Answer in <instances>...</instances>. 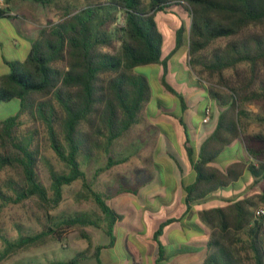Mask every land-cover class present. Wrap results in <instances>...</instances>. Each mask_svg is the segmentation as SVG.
<instances>
[{
	"label": "trees",
	"instance_id": "1",
	"mask_svg": "<svg viewBox=\"0 0 264 264\" xmlns=\"http://www.w3.org/2000/svg\"><path fill=\"white\" fill-rule=\"evenodd\" d=\"M5 1L0 18L13 17L14 3L33 1L59 20L42 26L25 61L8 62L10 73L0 77V104L20 102L15 115L0 121V175H6L0 182V213L31 201L45 218L39 232L18 228L17 237L0 234V264L49 238L64 242L72 230L88 247L67 261L48 264H81L89 258L103 264L101 252L115 245V228L124 216L107 203L115 195L88 184L85 168L105 160L95 173L99 177L130 160L115 146L148 114L152 88L137 70L154 65L162 67L161 84L180 105L176 114L160 99L163 115L178 123L182 156L195 173L194 181L182 183L187 212L211 200L222 202L201 211L200 224H193L208 237L204 264H264L263 222L254 214L264 206V147L252 144L264 146V133L249 138L244 151L240 142L244 120L264 126V0ZM160 12L181 22L171 24L176 45L165 58V38L156 19ZM181 49L189 57L181 63L193 81L191 89L203 91L208 104L219 109L217 126L199 149L184 117L186 96L169 82V62ZM249 104L261 110L249 111L244 107ZM208 110L211 114L209 106L201 112L204 117ZM157 128L173 142L162 125ZM45 145L64 169L57 170L45 157ZM42 164L50 172L52 195L39 174ZM77 181L84 188L77 198L92 199L96 209L52 215L64 189ZM180 221L169 218L156 228V264L170 257L161 238ZM87 227L102 230L110 244L94 247Z\"/></svg>",
	"mask_w": 264,
	"mask_h": 264
},
{
	"label": "rangeland",
	"instance_id": "2",
	"mask_svg": "<svg viewBox=\"0 0 264 264\" xmlns=\"http://www.w3.org/2000/svg\"><path fill=\"white\" fill-rule=\"evenodd\" d=\"M3 4V9H5V0ZM14 6L17 17L0 18V77L10 73L8 62L25 61L31 49L32 41L36 38L42 26L46 25L50 20H59V17L51 9L33 1L22 2L21 4L17 2L14 3ZM156 19L159 29L165 38L163 56L166 57L176 45V30L171 24L179 26L181 24L180 18L174 14L160 12L157 14ZM186 51V49H181L171 58L169 62V82L179 93L187 97L189 101L188 107L191 114H194L199 109L204 110L208 106V101L204 98V93L202 96H200L201 94H196V97L191 96L189 98L195 90L191 89L193 81L181 63L184 57H186V61L189 60ZM183 53H185L184 57H182ZM137 72L148 77L153 94L148 104V114L143 123L134 128L128 137L120 140L115 146V150L118 152H123L127 156L130 155V160L100 174L99 177H96L95 173L100 166H104L105 160L101 161L100 164H93L85 168L87 182L94 190L113 196L123 190L125 193L133 194L134 190L140 188L141 192L135 198L140 204L146 206L143 208L140 204L132 203L129 200L123 201L121 205H117L113 201L112 207L122 214L125 220L123 219V224L119 223L116 227L114 248L102 250L101 259L103 264H156V259L148 257L144 259L146 250L143 251L137 243L138 239L141 240L143 238L142 235H148L150 232L153 234L154 230L162 222V219L156 220L154 218H158L156 215L159 212H166L165 202H171V186L169 185L164 189L154 191L149 196L150 200L146 202V197L149 195L147 193L153 191L159 184L160 174L158 172L161 171L155 166V163L163 164L168 160L173 162L171 156H174L179 163H184L178 149L172 144L171 140L163 138L160 129L157 128L158 125L164 123L161 121V116L165 113V109L161 107L160 99L165 101L170 110L177 112L176 114L180 113L178 101L176 102L174 96L168 93L161 84L162 67L159 65L142 66ZM244 107L249 111L259 112L261 110L256 105L249 104L244 105ZM19 109L20 102L18 100L0 104V121L15 115ZM193 120L196 124L204 127L202 131L206 129L203 125L202 114L194 116ZM213 124L214 121L207 128H211ZM244 125L245 138L240 141L243 151L245 148L244 143L249 138L264 133V126L257 123H247L244 120ZM139 144L140 146H138ZM252 144L261 148L264 147L260 141ZM43 153L57 170L64 169L63 164L60 163L48 145L44 146ZM163 167L164 177L170 181L167 165ZM39 174L52 195V181L47 166L42 164L39 168ZM5 177V174L0 175V182ZM83 191L84 188L81 181L66 187L61 204L50 213L57 216L62 213L95 210L96 205L92 199L81 200L77 198L78 193ZM112 199L113 197L110 200ZM44 222V214L38 210V207L33 202L28 201L24 205L8 207L0 213V234H6L8 237H17L18 228L25 232H39L43 229ZM86 231L91 235L94 247L108 246L110 244V238L102 230L95 227H87ZM127 239L130 243H128ZM0 247H2L1 240ZM87 247L88 242L80 238L76 230H72L64 236V242L59 243L53 238H49L44 244L31 247L1 264H48L52 261H67ZM93 251L94 248L91 252ZM147 252L151 256L152 246L150 247L149 245ZM81 264L97 263L93 258H89L81 262Z\"/></svg>",
	"mask_w": 264,
	"mask_h": 264
},
{
	"label": "crops",
	"instance_id": "3",
	"mask_svg": "<svg viewBox=\"0 0 264 264\" xmlns=\"http://www.w3.org/2000/svg\"><path fill=\"white\" fill-rule=\"evenodd\" d=\"M3 1L0 0V8H3ZM15 8L10 7V14L17 17V14L15 12ZM185 50V49H183ZM187 53V51H186ZM185 56V53H183L182 57ZM163 58H165L163 56ZM186 59V57H184ZM196 94H201L202 96L203 91H195L193 94L189 96L196 97ZM173 98V97H171ZM187 99V97H186ZM172 101V99H171ZM187 104L189 106V101L187 99ZM209 108L211 109V118L209 123L203 124L206 129L202 131L204 127L196 124L194 122V116L198 114H202L203 119H204V114L201 113L203 110L197 111L194 114H191V111L188 107V111L185 114V120L186 123L191 131L192 138L196 142V147L197 149L200 148L201 144L203 143L204 140H206L207 137H209L213 131L215 130L219 118V109L218 107L214 104V102L209 101L208 104ZM206 106V107H208ZM162 120L164 123L161 124L162 127L170 133V136L173 140L172 144L178 149L179 154L181 155L184 163H179L180 166L182 167V170L178 168V166L172 162L171 160L165 161V163H155V166L160 165L161 168L159 170L161 172H158L159 175V184L158 187H155L153 191L148 192L147 197H146V202L150 200L149 196L156 190L159 189H164L168 185L171 186L170 189V194H171V202H165L166 206V212H159L156 216L158 218H154L156 220L162 219V222L169 218H174L178 217L181 218L180 222H176L173 225H171L169 228H167L164 232L163 237L161 238L162 243L165 247V250L167 252V255L170 256L165 264H204L206 255H207V244H208V237L200 232L199 228H195L193 226L194 223L200 224V217L199 213L203 211L204 209H209L217 206H221L222 202L218 200H211L208 202H205L201 205H195L191 208L190 212H187V208L184 205V198H185V193L182 188V183H190L195 180V173L191 167V165L186 161V158H184L183 155V147H182V140L180 138L181 131L179 130V126L177 121H174L172 119H169L165 115L161 116ZM160 121V122H161ZM214 121V124L211 126V128H207V126ZM201 132V134H200ZM163 138L168 139L162 134ZM236 146V145H235ZM237 147H235L236 149ZM242 150V149H241ZM167 165V169L169 171L168 175L170 176V181H168L163 174V166ZM216 167L220 168L219 165H215ZM158 171V170H157ZM157 177V176H156ZM163 177V179H162ZM141 192V190L138 191V194ZM134 193H120V194H115L112 200L107 201L111 202L108 203L111 207L113 206V201L117 203V205H121L123 201L129 200L132 203H138L140 204L137 199L135 198ZM148 204V203H147ZM143 208L146 207L143 204H140ZM113 208V207H112ZM114 209V208H113ZM118 212V211H117ZM125 220V219H124ZM123 221L118 222V224H123ZM161 222V223H162ZM156 230V229H155ZM154 230V232H155ZM116 231V228H115ZM153 234L151 232L148 235H142V239H138L137 243L140 245V248L143 249V251L146 250V254L144 255V259L146 257L151 258V259H156L157 260V245L153 241ZM128 240V239H127ZM128 243L130 241L128 240ZM152 246V253L151 256H149V252H147L148 248ZM114 248V246L112 247ZM185 248H188L187 250H184ZM184 250V252H182ZM155 260V261H156ZM154 261V262H155Z\"/></svg>",
	"mask_w": 264,
	"mask_h": 264
},
{
	"label": "built area",
	"instance_id": "4",
	"mask_svg": "<svg viewBox=\"0 0 264 264\" xmlns=\"http://www.w3.org/2000/svg\"><path fill=\"white\" fill-rule=\"evenodd\" d=\"M211 118L210 111L208 110L205 114V117L203 119V123L207 124L209 123ZM254 214L256 218L262 219L263 229H262V235H263V241H264V207L259 206L254 209Z\"/></svg>",
	"mask_w": 264,
	"mask_h": 264
}]
</instances>
